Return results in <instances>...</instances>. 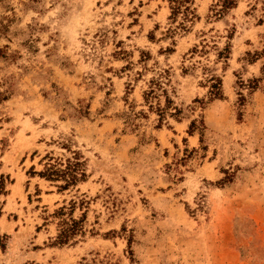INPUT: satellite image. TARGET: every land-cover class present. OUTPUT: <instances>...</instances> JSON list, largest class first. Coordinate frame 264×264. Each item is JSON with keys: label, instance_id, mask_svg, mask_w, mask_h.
I'll list each match as a JSON object with an SVG mask.
<instances>
[{"label": "rangeland", "instance_id": "rangeland-1", "mask_svg": "<svg viewBox=\"0 0 264 264\" xmlns=\"http://www.w3.org/2000/svg\"><path fill=\"white\" fill-rule=\"evenodd\" d=\"M222 1L0 0V264H264V0Z\"/></svg>", "mask_w": 264, "mask_h": 264}, {"label": "trees", "instance_id": "trees-1", "mask_svg": "<svg viewBox=\"0 0 264 264\" xmlns=\"http://www.w3.org/2000/svg\"><path fill=\"white\" fill-rule=\"evenodd\" d=\"M186 1L187 0H173V6L171 7V15L175 16L178 13V10L180 9V4ZM222 3L223 10L225 11L233 6L234 0H223ZM184 10H186V8ZM68 232L69 229H63L61 235L59 236V243L65 241Z\"/></svg>", "mask_w": 264, "mask_h": 264}]
</instances>
